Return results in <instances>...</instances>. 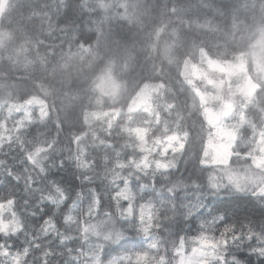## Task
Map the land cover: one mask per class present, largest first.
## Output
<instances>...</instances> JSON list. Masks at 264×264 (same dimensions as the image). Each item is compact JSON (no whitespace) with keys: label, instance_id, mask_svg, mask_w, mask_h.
I'll return each instance as SVG.
<instances>
[{"label":"clouds","instance_id":"9594fccd","mask_svg":"<svg viewBox=\"0 0 264 264\" xmlns=\"http://www.w3.org/2000/svg\"><path fill=\"white\" fill-rule=\"evenodd\" d=\"M0 264H264V0H0Z\"/></svg>","mask_w":264,"mask_h":264}]
</instances>
